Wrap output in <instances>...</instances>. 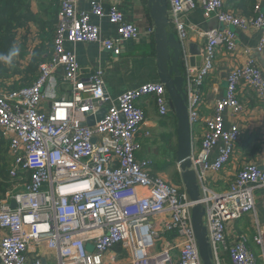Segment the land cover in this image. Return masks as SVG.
Instances as JSON below:
<instances>
[{
  "label": "built area",
  "instance_id": "1",
  "mask_svg": "<svg viewBox=\"0 0 264 264\" xmlns=\"http://www.w3.org/2000/svg\"><path fill=\"white\" fill-rule=\"evenodd\" d=\"M167 1L170 25L182 46L194 125L200 120L201 87L214 69L218 49L238 53L235 30H258L257 49L264 51V12L261 0L251 15L233 12L225 0ZM85 3L83 7L82 0H59L53 56L39 64L33 82L0 80V131L14 157L10 175L29 176L22 190L11 191L0 203V229L6 231L0 238V264H203L192 223L195 202L182 179L168 180L155 172L152 159L138 157L143 148L139 135L147 120L141 100L150 98L162 118L174 111L165 85L148 81L113 98L105 88L104 70L86 75L77 55L64 47L65 41L98 43L120 55V41L137 40L143 33L152 36L155 27H139L118 6L106 9L102 0ZM198 8L226 26L202 33L206 44L200 66L191 63L186 49L191 27L185 22ZM95 17L114 25L116 37L105 36ZM244 52L247 60L229 74L224 95L205 119L200 148L191 155L214 264H264V221L254 217L252 239L258 254L247 235L229 231L230 223L255 212L254 190L264 187V165L245 161L226 190L211 186L212 176L234 161L242 136L239 121L246 108L240 90L248 88L264 98L260 65L249 48ZM63 85L69 89L64 94ZM102 108L106 113L90 126L88 118ZM229 109L234 121L226 128ZM219 143V153L211 159ZM176 168L180 173L178 162Z\"/></svg>",
  "mask_w": 264,
  "mask_h": 264
},
{
  "label": "crops",
  "instance_id": "2",
  "mask_svg": "<svg viewBox=\"0 0 264 264\" xmlns=\"http://www.w3.org/2000/svg\"><path fill=\"white\" fill-rule=\"evenodd\" d=\"M27 1H30L32 9L37 13L40 20L39 23H33L31 25L34 37L32 38V35H30L29 38L36 41L38 40L36 35H39V33L44 37L50 34L52 37V40L49 41L51 42V46L54 37L53 23L56 21L59 1L57 3H55V0ZM102 2L106 9L113 5L118 6L128 21L136 23L141 28L150 29L155 27L149 11L148 0H102ZM255 2L256 0H225L227 8L233 12L249 15L253 12ZM82 6H86L85 0H82ZM261 8L264 12V0H261ZM93 20L100 24L105 36L116 37L115 26L108 23L106 19L100 20L95 17ZM185 22L191 27L186 49L192 57V52L197 51L199 47H201L200 49L204 48L206 44V39L202 34L203 32L213 28L224 29L226 27L214 17H205L200 8L189 12L185 17ZM172 28V25H170V31L175 33ZM22 31L23 30L19 31L20 34ZM235 31L239 44L238 53L236 56L229 55L223 48L218 49L215 55L214 69L201 87L203 100L199 108L200 120L192 125V149L195 150V152L200 148L201 137L205 131V119L212 115L215 101L224 95L229 74L235 66L243 64L248 58V54L244 52V47L251 50V55L260 65L262 75L264 76V51L257 49L260 32L258 30L242 31L237 29ZM175 36L180 43L176 33ZM17 43H19V41ZM46 43L49 44L47 41ZM119 44L122 48L120 55H114L111 51L105 50L103 45H99L98 43L65 41L64 47L67 51L77 55L79 64L84 68L86 75H90L98 68L104 70L105 88L113 98L119 96L126 89L136 87L148 81H158L154 34H152V36H147L143 33L137 40H122ZM29 45L31 46L32 44L30 43ZM180 48L181 57V43ZM51 56H53V51L47 56V59ZM26 60H30V55H28ZM38 72L39 70L37 71V76ZM14 79L16 81L19 80L18 77ZM22 82L31 83L30 81ZM61 90L62 94L69 91L66 85H63ZM239 96L246 108V113L239 121L242 136L235 146L234 161L223 171L212 176L213 180H211V186L217 191H223L228 188L229 182L233 174H235L236 169L245 161H256L260 165H264V98L257 96L256 93L248 88H242ZM140 103L146 111L147 120L145 123V130L139 135L143 148L138 153V157L140 159H152L155 172L166 176L165 174L168 172V167H170L169 160H171V163L173 161L175 163L177 162L176 114L173 111L170 116L162 118L158 115L156 106L150 98H143ZM230 112L231 109H229L225 115L226 128H229L234 121L230 116ZM145 131H150L151 136L147 137ZM166 139V145L162 147V141ZM220 146L221 143L211 150L209 154L211 159L217 157ZM174 147H176L175 156L171 154ZM161 149H163V151H161ZM28 178L29 177H24L23 175L22 178H17L16 184L11 191L14 190V192H16L22 190ZM11 191L7 194H13ZM254 195L255 212L230 223L229 231H231V235L237 233L247 235L249 239L248 245L258 254L259 248L252 239L255 234L253 223L255 216H258L260 220L264 221V187L256 188L254 190ZM5 233L6 231L0 229V238Z\"/></svg>",
  "mask_w": 264,
  "mask_h": 264
},
{
  "label": "water",
  "instance_id": "3",
  "mask_svg": "<svg viewBox=\"0 0 264 264\" xmlns=\"http://www.w3.org/2000/svg\"><path fill=\"white\" fill-rule=\"evenodd\" d=\"M149 11L155 25L154 43L158 81L163 83L170 95L174 112L177 117V162L182 182L190 199L195 202L192 208V223L203 264H214L207 228L204 222L205 207L199 202L201 193L196 171L192 169V124L184 91V76L180 64V43L175 33L170 31L169 4L167 0H148ZM201 47L192 52L191 62L200 66L202 63ZM128 90V89H126ZM125 90V91H126ZM106 113L102 108L95 117H89L90 126L101 119ZM12 208L16 207L14 200Z\"/></svg>",
  "mask_w": 264,
  "mask_h": 264
},
{
  "label": "trees",
  "instance_id": "4",
  "mask_svg": "<svg viewBox=\"0 0 264 264\" xmlns=\"http://www.w3.org/2000/svg\"><path fill=\"white\" fill-rule=\"evenodd\" d=\"M58 1L59 0H55V3ZM56 21L53 23L54 35L56 31ZM39 22V17L32 9L30 1L0 0L1 81H5L8 78H15V76L26 82H33L36 79L39 64L42 61L47 60V56H49L53 51L52 45L50 46L51 42H49L52 40L50 34L46 35L47 37H44L39 33V35H36L38 38L36 41L29 38L30 35H32V38L34 37V32L32 31L33 29L31 28V25L33 23L37 24ZM20 30H23L21 34L19 32ZM18 41L19 43H17ZM46 41L49 44H47ZM30 43L32 44L31 46L29 45ZM15 49H18V53L11 57V63H9L8 57ZM27 50L30 51V60L28 61L26 60V56L28 55ZM175 153L176 147H174L173 151H171L173 156H175ZM13 162L14 157L10 152L9 142L0 131V203L3 199H5L6 194L14 188L17 181V179L11 177L10 175ZM24 177L29 176L28 174H25ZM171 179L177 183H181L180 173L178 170L176 172V176L174 178L171 177Z\"/></svg>",
  "mask_w": 264,
  "mask_h": 264
},
{
  "label": "rangeland",
  "instance_id": "5",
  "mask_svg": "<svg viewBox=\"0 0 264 264\" xmlns=\"http://www.w3.org/2000/svg\"><path fill=\"white\" fill-rule=\"evenodd\" d=\"M27 52H28V55H29V53H30V51L29 50H27ZM28 55L26 56V58L28 57ZM15 77H17V76H15ZM166 141H167V139L165 140V141H162V147L164 146V145H166ZM161 151H163V149H161ZM160 161H162V160H160ZM159 161V162H160ZM171 160H169V163H170V167H168V172L165 174L166 175V179H168L169 180V178H171V177H175L176 176V172H177V168H176V163L173 161L172 163L170 162ZM160 247H161V244L159 243V249H160Z\"/></svg>",
  "mask_w": 264,
  "mask_h": 264
},
{
  "label": "clouds",
  "instance_id": "6",
  "mask_svg": "<svg viewBox=\"0 0 264 264\" xmlns=\"http://www.w3.org/2000/svg\"><path fill=\"white\" fill-rule=\"evenodd\" d=\"M18 53V49L13 50V52L11 53V55L8 57V62L11 63V57L15 56Z\"/></svg>",
  "mask_w": 264,
  "mask_h": 264
}]
</instances>
